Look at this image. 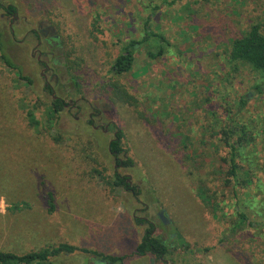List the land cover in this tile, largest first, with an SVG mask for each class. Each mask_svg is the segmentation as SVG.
<instances>
[{"label": "rangeland", "instance_id": "1", "mask_svg": "<svg viewBox=\"0 0 264 264\" xmlns=\"http://www.w3.org/2000/svg\"><path fill=\"white\" fill-rule=\"evenodd\" d=\"M0 2L17 15L10 27L0 9V250L69 243L123 257L103 264H264V91L253 88L263 78L229 57L251 24L264 34V0ZM147 17L156 36L128 72L112 74ZM36 48L54 94L74 107L51 114ZM97 110L95 124L113 119L107 132L87 123ZM116 128L129 167L115 168L108 149ZM228 142L237 147L234 177ZM115 171L138 194L115 186ZM147 222L171 248L162 258L136 253ZM100 258L76 251L54 261Z\"/></svg>", "mask_w": 264, "mask_h": 264}, {"label": "trees", "instance_id": "2", "mask_svg": "<svg viewBox=\"0 0 264 264\" xmlns=\"http://www.w3.org/2000/svg\"><path fill=\"white\" fill-rule=\"evenodd\" d=\"M4 9H12V7H3ZM149 17L145 20L143 24V37L139 40H130L127 45L124 47L123 51L114 58L110 72L115 75L123 74L128 72L133 64L134 60V52L141 46L144 42L150 40V38L156 36V34L151 30L148 22ZM1 32H0V50L2 51V42H1ZM151 56H153L151 54ZM229 57L231 60L240 61L248 64L251 68L258 71L263 78V83L257 84L253 86L257 92L264 91V34L261 31V27L258 23H253L249 27V29L241 36L234 38L231 41ZM1 58L3 62L13 68L17 69V66L4 54H1ZM18 78L23 79L26 83H31V79L28 76L22 75L19 71ZM76 85H78L77 81H74ZM245 98L242 97L240 103H245ZM50 112L51 114H56L60 112L63 108L61 102L59 100H53L51 102ZM33 111H28V118L31 121L37 122L35 117H33ZM122 131L116 128L115 136L112 140H110L108 144V149L113 156L114 162L117 166L120 167H129L132 164V160L130 158H122V153L125 152L122 147ZM245 138V137H242ZM240 139V142H247L246 139ZM239 142V144H241ZM231 148V156L229 158V174L231 177L236 175L237 171V163H236V146L233 142H228ZM113 184L115 186H119L126 191L131 192L133 195L138 194L137 187L130 182L127 176L120 174L119 172H114ZM49 204L51 208H53V196L52 194H48ZM24 208L26 205H23ZM15 208H19L18 205ZM239 224L238 226H242L246 223V215L244 213L239 212ZM135 221L137 223H144L145 221L142 218H136ZM148 226L145 229L140 242L136 245V253L139 255H145L147 253H151L157 258H162L170 253V246L160 238H158L154 234L155 226L147 222ZM76 251H80L86 254H91L95 258L101 257L99 264H103L106 262L115 263L122 261L123 257L114 256V255H103L98 253L97 251L85 248L78 247L69 243H59L53 246H46L37 250H31L22 254H17L11 251L0 250V264H55L54 259L63 254H71Z\"/></svg>", "mask_w": 264, "mask_h": 264}, {"label": "flooded vegetation", "instance_id": "3", "mask_svg": "<svg viewBox=\"0 0 264 264\" xmlns=\"http://www.w3.org/2000/svg\"><path fill=\"white\" fill-rule=\"evenodd\" d=\"M3 7H12V9H4ZM0 9H2L4 11V15L6 16H10L11 18V22L9 24V26L11 27V23L15 22V18H16V8L14 6H12L11 4H6V5H3L1 2H0ZM47 29H49L50 31H54V28L52 26H49ZM33 31V34L35 37H39L38 39V45L39 43L42 41L40 39V36H39V33L37 30L33 29L31 30V32ZM45 31V35H47V30H44ZM54 38L57 40L58 39V35L55 34L54 35ZM47 43H48V39H46ZM49 44V43H48ZM50 45V44H49ZM34 51H37L36 53V60L39 62L40 65L43 66V69L41 71V75H43V78L45 80V83H44V88L47 92H50L51 93V96H52V99L53 100H59L63 106V108L65 107H68V106H71V107H74L75 105L71 104V103H68V102H65L64 99L58 95H55V90L53 89V86L51 85L50 81L47 79V76L46 74L44 73L45 71L44 70H48L49 69V66L45 63V61L41 58L42 56V51L39 50L38 48H36ZM35 53V52H34ZM32 53V54H34ZM45 54V53H44ZM51 55H52V52H51ZM46 56V54H45ZM117 57V56H116ZM115 57V58H116ZM102 114H103V111L102 110H97L96 112H89L88 113V120H87V123L94 129H97L99 128L102 132H107L109 130V127H110V122L113 120H108L106 121V123L104 125H100V124H95L94 123V118H97L98 120H102ZM115 133H116V130L113 131V137L112 139L114 138L115 136ZM111 139V140H112ZM110 142V141H109ZM115 168H117V165L115 164L114 165Z\"/></svg>", "mask_w": 264, "mask_h": 264}]
</instances>
